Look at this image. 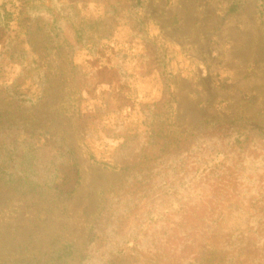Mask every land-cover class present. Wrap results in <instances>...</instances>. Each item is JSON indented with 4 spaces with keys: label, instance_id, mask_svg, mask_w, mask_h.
I'll use <instances>...</instances> for the list:
<instances>
[{
    "label": "trees",
    "instance_id": "trees-1",
    "mask_svg": "<svg viewBox=\"0 0 264 264\" xmlns=\"http://www.w3.org/2000/svg\"><path fill=\"white\" fill-rule=\"evenodd\" d=\"M94 1L105 6L98 19L82 17L76 4L32 10L68 56L91 46L96 57L97 43L113 38L120 10L136 11L144 0ZM13 21L0 5L4 34ZM25 44L8 37L0 52V95L10 103L0 108V190L57 205L75 193L80 171L67 135L30 111L46 97L49 76ZM8 65L20 69L12 80ZM115 67L126 85V70ZM68 71V96L77 112L72 136L79 143L122 139L113 162L101 163L128 176L100 194L91 236L82 246L55 237L39 256L0 264H264V127L218 123L172 140L174 98L166 85L160 99L139 104L140 122L121 113L111 92L88 118L81 104L95 90V71H78L72 61ZM112 114L113 125H103ZM89 156L95 159L91 151ZM234 200L246 207L233 208Z\"/></svg>",
    "mask_w": 264,
    "mask_h": 264
},
{
    "label": "rangeland",
    "instance_id": "rangeland-1",
    "mask_svg": "<svg viewBox=\"0 0 264 264\" xmlns=\"http://www.w3.org/2000/svg\"><path fill=\"white\" fill-rule=\"evenodd\" d=\"M54 3L76 4L87 19L105 14V6L94 0H0L14 19L8 33L0 29V52L8 37L26 39L28 56L48 74L46 97L30 111L67 135L77 157L79 183L57 205L0 190V262L39 256L55 237L82 246L91 236L100 194L128 176L101 163L113 162L112 152L122 139L79 143L71 134L77 114L68 96L71 61L78 71H95L97 77L95 90L81 104L88 118L95 116L100 97L111 92L121 113L130 112L140 122L139 104L160 99L166 85L174 98L172 140L218 123L233 124L232 129L246 130L250 123L264 127V0H144L136 11L120 10L113 38L97 43L96 57L91 46L68 56L32 10ZM19 23L28 29L21 30ZM115 66L126 70V85ZM5 70L12 80L20 69L8 65ZM9 106L0 95V108ZM115 119L112 114L102 123L110 127ZM232 203L233 208L246 207L240 200Z\"/></svg>",
    "mask_w": 264,
    "mask_h": 264
}]
</instances>
